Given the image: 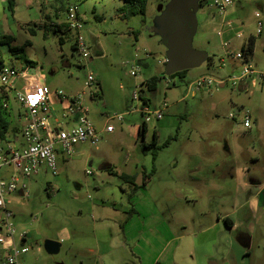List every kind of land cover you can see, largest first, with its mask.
Wrapping results in <instances>:
<instances>
[{"label":"rangeland","instance_id":"obj_1","mask_svg":"<svg viewBox=\"0 0 264 264\" xmlns=\"http://www.w3.org/2000/svg\"><path fill=\"white\" fill-rule=\"evenodd\" d=\"M216 1L147 0L144 16L123 21L118 15L122 0H15L12 11L6 9L7 0H0V62L21 73L34 70L16 82V89L43 84L68 96L82 91L90 74L98 82V95L85 97V104L95 128H104L107 116L122 114L121 122L109 123L114 132L101 134L96 147L80 146L73 158H58L56 176L42 170L23 181L27 196L16 191L6 198L16 245L28 249L19 256L21 264H264V77L240 79L244 63L224 58L225 49L222 66L218 50L205 45L211 35L203 36L202 26L216 13ZM232 1L252 14L244 18L247 30L254 31V11L256 22L262 16V35L245 64L264 74V0ZM174 5L192 7L198 27L192 48L212 60L186 71L182 79L166 77L164 65L158 64L167 53L163 19ZM69 6H77L81 29L67 32L60 44L52 25L65 22ZM77 35L88 49L87 61L72 49ZM132 67L138 69L136 77L129 75ZM151 77L159 82L153 92L145 91L150 112L167 105L160 121L130 113L133 88ZM202 77L212 79V86L190 91ZM7 113L20 144L23 121L12 95ZM244 115L249 129L242 125ZM143 122L144 143L155 135L156 147L163 146L154 161L153 148L143 151L142 140L132 132ZM200 162L204 173L217 174L218 189L227 194L220 201L201 198L207 188L198 193L188 179L186 169ZM106 165L117 175L133 176L134 183L104 171ZM237 169L244 170L242 179L226 176ZM225 216L233 223L230 232H221ZM217 221L221 230L211 232V245V235L199 232ZM45 241L59 243V252L48 255ZM4 258L0 249V264Z\"/></svg>","mask_w":264,"mask_h":264},{"label":"built area","instance_id":"obj_2","mask_svg":"<svg viewBox=\"0 0 264 264\" xmlns=\"http://www.w3.org/2000/svg\"><path fill=\"white\" fill-rule=\"evenodd\" d=\"M230 7H233L232 0H218L214 3V8L222 17L226 15ZM81 21L77 6H69L65 11V22L61 26V31H74L78 34L81 29ZM225 25L228 28L231 27L228 22H225ZM261 29V23L257 21L256 35L261 33ZM223 31L218 32L219 36H222ZM235 36L240 38L241 33L237 32ZM73 45L78 57L87 61L89 58L88 49L80 36L77 35ZM221 45L226 49L224 58L244 63L240 79L249 76H256L257 80L263 79V73L254 70L250 64H245L248 58L242 51H227V41ZM224 58L220 60L222 66ZM158 64L164 65L165 60ZM28 71L27 69L26 72ZM137 71L138 69L132 67L129 75L136 77ZM26 72L21 73L12 66L0 64L2 108L8 111L9 97L12 95L13 101L20 108V118L23 121L20 129L22 143L18 144V138L0 141V229L3 231V234H0V249L5 253L3 264H21L19 256L28 250L16 245L15 230L11 223L13 213L7 208L6 198L16 191L21 192L22 197L27 196L23 184L25 179L37 175L42 170L56 176L58 174V158L62 161L73 158L80 146L96 147L100 142L101 134L91 122L90 112L85 104V97L91 100L98 95V82L92 75L86 76L82 91L67 96L50 92L43 84L28 91L16 89V82L20 78L30 75ZM213 83L214 81L209 77L199 78L194 82V85L192 84L190 91L209 88ZM165 85L169 88L171 84L165 80ZM146 90L145 82H141L140 85L133 88L131 101L135 107L130 113H140L145 117L152 116L155 121H160L161 113L167 108V105L162 103L158 110L150 112L149 102L145 97ZM114 120L121 122L122 114H112L106 117L104 133L114 132V127L109 124ZM242 122L243 127L249 129L250 123L247 115H244ZM8 166L10 170L3 171ZM85 174H89V172L87 171ZM24 236V234L19 235L21 242H24Z\"/></svg>","mask_w":264,"mask_h":264},{"label":"crops","instance_id":"obj_3","mask_svg":"<svg viewBox=\"0 0 264 264\" xmlns=\"http://www.w3.org/2000/svg\"><path fill=\"white\" fill-rule=\"evenodd\" d=\"M258 10L259 12L263 13V7H260L258 5ZM216 14V15H215ZM213 16L210 17H206L204 19V22L205 24H203L202 26V35L205 36V37H208V40L206 42V46H208L209 48L212 47V48H216L219 52V60H221L223 57V54L225 52V49L222 47V43L224 41H227L228 42V50L230 52H238V51H242V48L245 47L248 39L250 37H253L254 40H255V43H256V37H260L262 35V32H263V19H262V16L260 18L257 19V21H259L261 23V26H262V29H261V33L259 35H256L255 33V29H256V12L254 11L253 12V17L255 19V22H254V31H250V30H247L249 26L246 25V22L244 21V18L245 19H250L252 14L250 15L249 12H247L246 10V7L242 4H240L239 2L236 4V5H233V7H230L228 10H227V13L224 17L220 16L217 11ZM195 22H196V19H195ZM225 22H228L230 23L231 27H227L225 25ZM57 26H62V25H59V24H56ZM197 23H196V28H195V32L197 30ZM223 31V34L222 36H219L218 32L220 31ZM211 31V33H210ZM237 32H240L241 33V37L240 38H236L235 34ZM66 33L67 32H63V35H62V38H63V42L65 40V37H66ZM212 36H215L217 39V44H212L211 42H213V37ZM206 46H201V48H204ZM254 49H255V44H254ZM254 49H253V52H254ZM253 55V53H252ZM252 55L250 57H252ZM249 57V58H250ZM242 85V83L240 84ZM222 86V85H221ZM241 89H243V87H241ZM98 131L101 132V134H107V133H104L103 132V127L101 129H99ZM132 132H134L136 135H138V126L136 127H133V130ZM101 134H100V137H101ZM156 137V136H155ZM153 140V139H152ZM203 164L200 162V164H197V165H194V167L192 166H189L186 171L188 173V179H190L192 182V186H196L199 188V190H196L198 193H200L202 191V187L204 188H207V190L205 191V194H202L201 195V198H204L206 200H211L213 202H216V201H220L219 199L221 197H226L225 195H227L225 193V190L222 189V186H221V189L222 190H219L218 187L221 185V184H217L219 182V178H216V175L215 174V171L214 170H210L209 173H204V169H202ZM202 169V170H201ZM198 175H194L195 172H199ZM218 172V171H217ZM118 174V172H116ZM226 173V172H225ZM244 170L242 169H237V170H232L231 172L228 171L226 173V176H228L230 179H233V178H238V179H242V177L244 176ZM135 180V179H134ZM217 186V187H216ZM204 191V190H203ZM202 191V192H203ZM189 192V191H186V193ZM191 194H194V191H190ZM179 197V196H178ZM195 201L192 200V203H194ZM221 203V202H220ZM224 219H228V222L231 223V227L228 228L225 223H224V231L221 230L220 228V224H219V221H217V223H214L212 226L206 228L205 230L203 231H200L199 232V235H208L210 234L211 236L208 235L209 237V242L208 243H213L214 241V235H212L211 232H213L214 229H218V230H221V232H230L233 228V223H232V220L228 217L225 216ZM148 231L150 232L151 230L148 229ZM243 241V239H241ZM124 243L126 244L127 243V240L124 238ZM243 243V242H242ZM219 252V250H217ZM136 258V257H135ZM210 258V257H209ZM208 258V259H209ZM138 264H141L139 263L138 261Z\"/></svg>","mask_w":264,"mask_h":264},{"label":"trees","instance_id":"obj_4","mask_svg":"<svg viewBox=\"0 0 264 264\" xmlns=\"http://www.w3.org/2000/svg\"><path fill=\"white\" fill-rule=\"evenodd\" d=\"M123 1V5L120 9H118V15L120 17L121 20L123 21H127L132 17L135 16H144L145 11H146V5H147V0H122ZM15 0H7V10L11 9V11L13 10V6H14ZM66 11V9H65ZM170 13H175L178 18L183 21V22H188L191 25H194L195 20L192 16L188 17V16H183L180 15L176 10L172 9ZM166 15H168L167 13L164 16L163 19V23L167 28V33L169 32V20L167 19ZM188 15V14H187ZM53 24V23H52ZM52 32L55 36L58 37V42L60 44L63 43V32L61 31V26H57L56 24L52 25ZM8 45L10 44V42H6ZM254 44H255V40L253 37H250L245 45L244 48H242V52L244 53L246 58H249L252 53H253V49H254ZM72 49H74V45H72ZM9 50H11L12 52H16V48L13 47H9ZM207 63L211 64L212 60L211 58L207 59ZM0 64H2V62H0ZM186 71L174 74L172 76H170V79H173L175 77H178L179 79H182L183 76L185 75ZM159 82L158 77H151L149 78L147 81H145L146 85H147V91L148 92H153L155 90V87L157 85V83ZM8 111L2 108L1 105V99H0V141H8V140H14L17 138L16 134L19 133V130L16 128H11L9 126L8 123ZM147 131V127L145 122H143L140 126H138V135L137 137L139 139L142 140V150L146 151L149 150L150 148H153V152H152V160H155L156 154L158 152V150H160L162 147H156V142H155V135L153 136V140L151 141V143L147 144L144 143V137ZM166 145V144H165ZM110 174L117 176L120 180H122L125 183H134V177L133 176H128V175H117L116 173L112 172L111 168H109L107 170ZM143 185L141 187L144 186ZM135 190V188H134ZM224 223L225 225L230 228L231 227V223L228 222V219H224Z\"/></svg>","mask_w":264,"mask_h":264},{"label":"water","instance_id":"obj_5","mask_svg":"<svg viewBox=\"0 0 264 264\" xmlns=\"http://www.w3.org/2000/svg\"><path fill=\"white\" fill-rule=\"evenodd\" d=\"M181 5L184 8L185 2H182ZM172 9L176 10L180 15L184 14V10L177 8V6L174 5L167 12L168 15H166L170 22L169 32L163 39V44L167 49L164 64V75L166 77H170L183 71L195 69L204 62H207L208 59L207 55L194 50L191 45L192 37L195 33L196 22L194 25H191L188 22L181 21L175 13H170ZM29 73L30 75H34V70L30 69ZM241 83L242 82H240V84ZM109 168L110 166L106 165L102 169L106 171ZM19 194L21 195V192H19ZM59 248L60 244L52 241H45L43 245V249L48 255L57 254L59 252Z\"/></svg>","mask_w":264,"mask_h":264},{"label":"flooded vegetation","instance_id":"obj_6","mask_svg":"<svg viewBox=\"0 0 264 264\" xmlns=\"http://www.w3.org/2000/svg\"><path fill=\"white\" fill-rule=\"evenodd\" d=\"M185 10H184L183 16H188V17L192 16L194 18V20H195V16L192 13V7L191 6H188Z\"/></svg>","mask_w":264,"mask_h":264}]
</instances>
